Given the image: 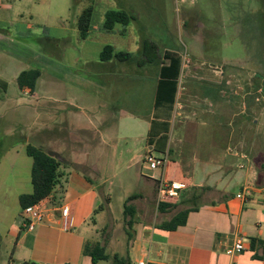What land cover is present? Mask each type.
I'll return each instance as SVG.
<instances>
[{"label": "crops", "instance_id": "1", "mask_svg": "<svg viewBox=\"0 0 264 264\" xmlns=\"http://www.w3.org/2000/svg\"><path fill=\"white\" fill-rule=\"evenodd\" d=\"M92 9L84 37L76 14L69 26H60V32L50 36V47L45 48L38 36L27 42L29 25L25 31L20 21L21 28L10 30V20L0 19V146L3 139L17 138L1 149L0 184L10 178L31 181L32 159L25 152L31 144L61 162L67 186L62 201L53 194L40 201L42 219L17 238L15 248L31 239L33 254L22 263L103 260L92 262L83 253L89 241L78 231L77 219L79 214L84 220L98 210L109 212L110 192L103 186L117 177V170L134 169L141 188L129 199L127 219L134 231L126 249L130 264L140 259L154 264H192V259L194 264H264V63L249 54L234 60L221 51L207 53L197 38L193 57L199 62L192 69L205 82L194 78V86L179 92L178 69L174 75L168 71L176 66L175 58L168 65L172 55L164 39L134 30L138 13L131 10L126 24L116 22L106 29L105 15L94 23ZM145 38L157 45L151 62L143 59ZM106 45L112 46V55L102 58ZM121 51L130 57L115 55ZM193 57L186 58L189 64ZM28 69L40 71L33 90L17 83L18 74ZM48 71L60 83L57 88L68 89V97L37 96L38 81ZM147 152L166 156L165 175L184 184L163 210L158 209L156 193L161 171L147 167ZM31 190L15 192V198L19 201ZM8 198L0 190V225L7 223L6 229L0 227V264H15L6 241L17 215H22L21 208L5 209ZM65 205L71 213L67 230L59 211ZM184 209L189 211L182 224L172 230L160 227ZM238 236L244 250L226 253ZM164 245L166 261L161 259Z\"/></svg>", "mask_w": 264, "mask_h": 264}, {"label": "rangeland", "instance_id": "2", "mask_svg": "<svg viewBox=\"0 0 264 264\" xmlns=\"http://www.w3.org/2000/svg\"><path fill=\"white\" fill-rule=\"evenodd\" d=\"M118 5L123 8H115ZM90 6H94L96 12L93 17L94 23H101L104 13L110 10H119L127 14L132 10L138 13L139 19L133 25L134 30L146 33L154 39H164L166 50L172 55L170 58H174L176 54L179 56V65L176 67L172 64L171 69L168 70L171 75H174L178 69L176 86L179 92L194 86V78L199 84L205 82L198 76L195 77L196 73L194 74L192 69L199 62L196 56L193 57V51L201 39L207 46V53L221 51L234 60L244 59L245 54H249L254 59L252 50L258 49L261 45L264 57V0H0V19L10 20V30L21 28L20 21L24 23L25 31L26 26L29 25L30 28L26 33L27 42L31 44L30 40H34L35 35L42 38L41 45L45 48L50 47L48 39L58 33L60 26H69L76 14L80 15ZM197 38L200 40L198 41ZM247 45H251V54L247 51ZM187 57L194 58L191 64L186 60ZM170 58L167 60L168 65L171 64ZM204 63L212 66L209 60H205ZM252 64L257 65L255 61ZM45 66L46 69H51L47 62ZM55 80H57L56 76L51 74V71L44 72L35 88L37 96L68 97V89L65 86L57 88L56 84L60 83ZM200 86L201 90L206 88V85ZM23 100L33 102L30 97H23ZM11 140H17V138L12 137L1 141L0 154L1 149L7 144L6 141ZM143 170L146 171V169ZM61 180V185L52 192L57 201L63 200L67 188L66 179ZM103 188L104 191L110 192L109 212L98 210L84 220L83 215L79 214L77 219L78 231L86 236L90 245L101 246L111 238L110 244L104 245V253L109 255L110 259L90 264H112L114 258L127 259L126 249L130 244L129 241L134 239L133 228L126 223V218L130 215H124L123 208L125 204L132 205L127 196L139 193L141 188V180L136 179L135 170H117V177ZM26 189L31 190V181L18 182L10 178L4 184H0L1 192L9 196V204L5 201L8 205L5 209L19 212L20 202L17 201L14 193ZM99 202L102 206L106 205L102 199ZM5 204L2 203V206ZM22 219V215L18 214L6 241L10 243L7 251L11 259L15 260V264H23V260L30 259L33 254L29 237L20 246L16 248L14 246L19 235L26 230L20 226ZM0 227L6 229L7 223L1 224ZM161 251L164 254L161 259L166 261V251H168L166 245L164 248L161 247ZM131 259L135 261L136 256L132 254ZM191 261L192 264L195 263L194 259Z\"/></svg>", "mask_w": 264, "mask_h": 264}, {"label": "trees", "instance_id": "3", "mask_svg": "<svg viewBox=\"0 0 264 264\" xmlns=\"http://www.w3.org/2000/svg\"><path fill=\"white\" fill-rule=\"evenodd\" d=\"M92 7L85 8L78 17L77 27L79 29L80 35L84 37L91 24L92 18ZM132 18L131 14L124 13L119 10H110L105 13L103 26L106 29H111L116 22H120L126 24ZM260 42V41H259ZM248 46V53L250 52V46ZM112 46L106 45L104 46L101 57L108 58L112 55ZM142 51H143V59L145 61L151 62L157 56V45L150 39L145 38L142 42ZM254 53V58H259L260 63H264V57L262 54V46L259 45V48L252 50ZM116 56L127 59L130 57V54L127 52H117ZM176 62V67L178 65V58L174 57ZM172 60V57L170 58ZM40 74L38 69H28L21 71L17 76V83L21 89L28 88L29 90H33L36 84V80ZM26 154L32 159V166L30 171L31 178V186L32 190L30 193H24L19 196L20 208H24L29 204L38 203L42 199L49 197L53 190L61 185L62 180L64 179V173L61 170V162L57 160L55 157L45 152L39 147H35L31 144H27L25 147ZM54 197V196H53ZM132 196L128 197V200L131 199ZM55 199V197H54ZM52 200V203L54 202ZM167 202H159L158 209L163 210L169 206L166 204ZM124 215L128 214L131 216V212L129 211L131 207L127 204L124 206ZM189 209H184L176 213L169 221L162 224L160 227L167 230L175 229L178 225L182 224L185 221L186 215ZM126 223L130 226V219L126 218ZM104 245H90L86 243L83 247V253L88 255L91 258L92 262H97L100 259L107 260L109 256L104 253ZM112 264H130L127 259H118L114 258ZM154 264V263H147Z\"/></svg>", "mask_w": 264, "mask_h": 264}, {"label": "built area", "instance_id": "4", "mask_svg": "<svg viewBox=\"0 0 264 264\" xmlns=\"http://www.w3.org/2000/svg\"><path fill=\"white\" fill-rule=\"evenodd\" d=\"M167 157L154 155L150 152H147L144 156V161L147 167L150 170H160V177L157 179L156 193L157 200L159 202H170L178 195V190L183 188L184 184L181 182H177L168 178L165 175V168L167 165ZM249 188L247 187L244 191L248 193ZM238 197H242V194H237ZM60 211V215L62 217V228L67 230L71 226V218H70V209L68 205L62 206ZM23 215V228L26 230H32L36 222L40 221L43 217V210L40 204L38 203L29 204L22 208ZM244 240L242 237L238 236L233 242L232 246L226 249V253L233 254L237 252H241L244 250ZM136 264H147L144 259H140Z\"/></svg>", "mask_w": 264, "mask_h": 264}]
</instances>
